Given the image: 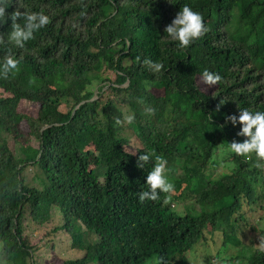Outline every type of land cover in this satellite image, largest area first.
<instances>
[{
  "label": "trees",
  "instance_id": "trees-1",
  "mask_svg": "<svg viewBox=\"0 0 264 264\" xmlns=\"http://www.w3.org/2000/svg\"><path fill=\"white\" fill-rule=\"evenodd\" d=\"M184 5L206 30L179 48L164 29ZM0 7V63L7 55L19 61L0 75V264H40L59 233L81 254L59 264H149L153 256L195 264L186 254L211 240L210 264L222 262L217 251L244 244L243 211L264 202V159L230 153L229 173L212 178L211 169L227 143L247 139L227 117L239 108L264 112V0H0ZM13 11L42 12L49 23L20 47L9 40ZM205 69L221 77L209 92L196 82ZM21 103L38 105L36 116L20 113ZM22 122L38 147L25 143L16 156L7 138ZM133 137L143 147L132 152ZM145 152L167 161L174 185L157 190L156 201L138 200L154 163L137 167ZM179 203L190 206L177 211ZM249 253V264H264L259 245Z\"/></svg>",
  "mask_w": 264,
  "mask_h": 264
},
{
  "label": "clouds",
  "instance_id": "clouds-1",
  "mask_svg": "<svg viewBox=\"0 0 264 264\" xmlns=\"http://www.w3.org/2000/svg\"><path fill=\"white\" fill-rule=\"evenodd\" d=\"M5 8L0 7V18L4 17ZM11 19V32L9 40L15 45L22 47L24 42L30 40L33 32L43 28L49 23V17L42 12H19L13 11L9 14ZM23 18L24 23H17L19 18ZM206 29L202 23V17L198 12L193 11L188 5H184L176 13L174 19L164 29L168 38L177 43L179 48H187L191 42L200 37ZM19 61L11 55L5 56L3 62L0 63V75L6 76L9 72L16 70ZM144 64L148 65L152 71H159L162 67L160 63H155L150 59H145ZM203 83L207 85L217 84L221 77L214 72L205 69L201 73ZM145 88H150V82H145ZM129 121L132 119L128 117ZM233 125L239 123L241 125L237 135L247 137L243 142H235L234 140L227 143L224 147L230 153L238 156H246L255 154L257 157L264 159V112L251 111L248 108H239L238 115L227 117ZM119 124V119L116 120ZM150 157L154 159V163L147 172L144 184L147 190L138 193V200L156 201L160 193H171L174 191V185L169 181L165 165L167 161L153 152H145L138 157L137 167L143 169L144 165L149 162ZM167 200H165V203ZM259 250L264 251V239H259ZM149 264H167L162 256H153Z\"/></svg>",
  "mask_w": 264,
  "mask_h": 264
},
{
  "label": "rangeland",
  "instance_id": "rangeland-1",
  "mask_svg": "<svg viewBox=\"0 0 264 264\" xmlns=\"http://www.w3.org/2000/svg\"><path fill=\"white\" fill-rule=\"evenodd\" d=\"M197 84L205 91L209 92L213 89L212 85H207L203 83L202 78H197ZM39 109L38 105H28L21 103L19 105V111L20 113H24L28 116L35 117L37 114V111ZM28 127L25 122H22L20 132L15 137H8V145L12 151L16 154V156L20 155L19 148L21 145H24L26 143V146H28V149H36L38 147V144L35 140L29 137L28 135ZM17 133V132H16ZM15 133V134H16ZM14 134V135H15ZM129 146L131 151L133 152L135 149L142 148V143H139L134 137L130 139ZM33 147V148H30ZM36 147V148H35ZM215 167L211 169L212 178H216L218 175H222L225 173H229L233 168L234 164L232 162V156L230 152H221L217 154L215 158ZM177 202V201H175ZM190 203H186L183 205L182 203H179V205H176L175 208L178 211H184L185 208L189 207ZM258 207H264V202L261 206ZM258 207H252V208H245L243 213H245L246 217V233L242 238V241H244V244L239 245V249L236 251H232L231 249H228L226 251H220L219 254L215 255V257H219L222 262H218L215 258H211L210 264H249L248 259L250 258L251 254L249 253L251 250L254 249L255 246L259 245V239H264L261 235L264 233V209H260ZM221 236H219L220 238ZM68 237L63 234H58L56 239L54 240L55 243V249L52 250L49 247L45 248L39 256H40V264L43 263V261L46 260L47 264H59L62 261L75 259L79 255H81L78 252L70 251L68 244L66 243ZM251 240L253 245L251 244ZM219 249L223 247L219 243ZM212 247L213 243L211 240H209L206 244H200L197 246V250L192 253L191 251L186 254V258L188 260H192L190 262L195 264H208V262H205V258L207 256H213L212 254ZM218 249V250H219ZM224 249V248H223ZM194 250V249H193ZM217 248L214 249L216 251ZM231 259V261H230ZM227 261V262H224Z\"/></svg>",
  "mask_w": 264,
  "mask_h": 264
}]
</instances>
